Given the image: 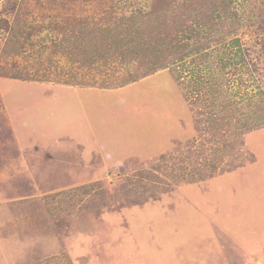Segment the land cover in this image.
Segmentation results:
<instances>
[{
	"label": "rangeland",
	"instance_id": "1",
	"mask_svg": "<svg viewBox=\"0 0 264 264\" xmlns=\"http://www.w3.org/2000/svg\"><path fill=\"white\" fill-rule=\"evenodd\" d=\"M261 256L264 0H0V264Z\"/></svg>",
	"mask_w": 264,
	"mask_h": 264
},
{
	"label": "trees",
	"instance_id": "2",
	"mask_svg": "<svg viewBox=\"0 0 264 264\" xmlns=\"http://www.w3.org/2000/svg\"><path fill=\"white\" fill-rule=\"evenodd\" d=\"M176 50H178V51H180L181 49L179 48V46H178V48L176 49ZM20 80H22V79H20ZM43 83H47V82H43ZM70 146H68V148H69ZM74 150H70V152H69V154H68V156L70 157V158H72V159H75L73 156H71V155H74V153H76L75 151L73 152ZM254 159V158H253ZM154 177H152L151 179H153ZM207 177L204 175V176H202L201 177V180H203V179H206ZM52 179H55V178H52ZM27 184V186L30 188L31 186H30V184H29V182H27L26 183ZM114 193V192H113ZM115 195H118L117 193L115 194Z\"/></svg>",
	"mask_w": 264,
	"mask_h": 264
},
{
	"label": "crops",
	"instance_id": "3",
	"mask_svg": "<svg viewBox=\"0 0 264 264\" xmlns=\"http://www.w3.org/2000/svg\"><path fill=\"white\" fill-rule=\"evenodd\" d=\"M59 143L62 144V142L60 140H59ZM261 257L263 258L264 256H261Z\"/></svg>",
	"mask_w": 264,
	"mask_h": 264
}]
</instances>
